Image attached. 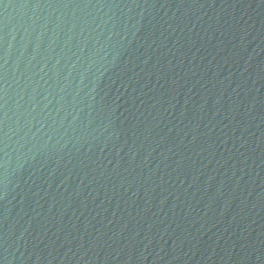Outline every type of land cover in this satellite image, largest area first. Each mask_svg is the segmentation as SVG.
<instances>
[{"label": "water", "instance_id": "water-1", "mask_svg": "<svg viewBox=\"0 0 264 264\" xmlns=\"http://www.w3.org/2000/svg\"><path fill=\"white\" fill-rule=\"evenodd\" d=\"M0 264H264V0H0Z\"/></svg>", "mask_w": 264, "mask_h": 264}]
</instances>
